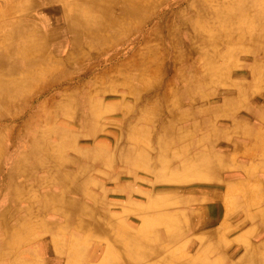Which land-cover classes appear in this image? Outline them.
Segmentation results:
<instances>
[{
	"label": "rangeland",
	"instance_id": "374dc122",
	"mask_svg": "<svg viewBox=\"0 0 264 264\" xmlns=\"http://www.w3.org/2000/svg\"><path fill=\"white\" fill-rule=\"evenodd\" d=\"M147 1L141 14L136 16L126 12V0H101V10L96 22L93 21L95 26L89 34L74 41L64 18L62 0H0V14L13 12L0 16V33H7L10 28L7 24L12 23L15 33L24 26L31 28L32 33L37 28L39 37L44 38L41 50L46 65V72L31 89L26 90L24 96L19 95L0 115L1 150L5 148L6 156L12 157V162H7L5 167L0 156V204L5 202L11 207L7 214L9 227L24 221L32 227L29 233L33 235L22 254L3 252L0 261L4 264L18 260L20 255L35 256L29 264H47L50 257L60 264L71 260L73 264L87 261L88 250L83 255L75 254L72 242L80 224L89 223L92 218L83 213L69 223L66 215L51 208L46 210L42 203L49 193H64V198L90 204L88 207L95 210L93 218L100 220L104 231L97 236L84 234L79 237L90 250L95 243H100L99 254L90 264H119L122 257L141 253L142 244L131 246V239L123 237L122 229L140 227L145 213L160 209L151 207V200L170 206L176 212L175 217L184 223L188 220L189 209L194 206L218 201L235 213L242 208L238 195L243 192L262 195L264 185L246 173H264V93L249 96L245 93L246 97L237 102L239 106L229 113L228 109L235 105L224 106V98H236V89L209 74V64L199 55L202 41L197 40L196 33L184 23L192 12L189 10L186 17L183 16L186 5L197 7L196 1L185 0L174 8L165 19L163 29L158 31L159 20L165 15L159 12L172 0ZM180 11L183 15H179ZM169 28L174 33L175 44L187 34L190 40L186 45L178 42L174 51L173 43L164 40ZM32 33L30 38L35 37ZM140 35L143 36L137 41ZM245 45L244 41L238 43V52L218 60V64L225 61L232 64L229 72L232 79L250 81L246 70L250 69L248 65L253 56L243 50ZM226 50L224 47L221 52ZM245 71L244 78L237 75ZM253 89H249V93ZM217 106H224V113L214 117L212 109ZM233 121L238 128L232 125ZM64 131L73 139L62 141L60 134ZM75 146L83 151H97L92 157L77 156V162L85 171L75 181L64 187L53 178L51 170H46L49 165L46 164L38 167L36 173L20 176L26 196L16 201L6 200L10 184L8 170L18 160V155L37 150V157L27 161L28 164L37 163L47 155L74 159L76 153L72 148ZM213 156L226 157L219 171L206 164ZM184 160L196 163L205 160V164L192 170L191 178L187 174L189 171L181 167ZM65 163L69 165L64 169L77 170L75 163ZM176 174L188 175L191 179L176 181ZM204 175L211 178L205 180ZM221 177L223 180H219ZM85 178L92 182L82 192L77 186L79 179ZM168 178L171 180L167 181ZM222 181L224 187L218 197L188 189L196 183ZM92 196L102 199L104 208L100 201L94 204ZM102 212L107 214L101 216ZM51 222L59 227L68 222L71 226L63 232L52 228ZM237 222L236 218L228 220L231 226ZM146 226L152 224L146 223ZM111 227L113 231H109ZM215 227L220 228L221 223ZM252 227L255 225L249 224L229 237L235 238L234 247L243 244L236 240L240 234L248 237L254 233ZM6 233L0 229V238ZM204 233L202 230L185 233L179 239L180 242L191 238L198 240ZM145 239L150 247L157 246L156 238L145 236ZM45 246L49 253L44 250Z\"/></svg>",
	"mask_w": 264,
	"mask_h": 264
},
{
	"label": "bare ground",
	"instance_id": "6f19581e",
	"mask_svg": "<svg viewBox=\"0 0 264 264\" xmlns=\"http://www.w3.org/2000/svg\"><path fill=\"white\" fill-rule=\"evenodd\" d=\"M184 1L185 0H172L159 12H165V15L159 20L160 25L158 24L157 31L160 30L159 28L163 29V24L166 23L165 19H167V16L174 8ZM195 1L197 7L189 3L186 5L185 15H183L182 11L179 12V15L186 17L187 12L189 10L192 11L188 18H183L184 23H187L189 29H192L191 31L196 33L197 40L202 41L200 44L201 46L199 45V55H201L203 61L209 64V74L217 78V81L220 79L222 83L229 88L236 89V98H224V106L235 105L228 109V112L232 113L234 108L239 106V104H237L239 99L241 97H246L245 93H247L248 96L251 94L264 93V0H193V2ZM62 2L63 14L67 21L68 28L73 33L74 41H78V39L82 38L83 34H89L95 26L93 21L96 22L95 18L101 10V0H62ZM147 3V0H126V12L139 16ZM11 12L0 14V16L11 14ZM6 18H9V16H6ZM58 20L61 21V18H58ZM48 23L50 24L49 21ZM157 23L158 22H155V24ZM7 25L10 26V28L7 29V33H0V115L19 95L24 96L26 90H29V88L31 89L32 85L36 83L35 81L41 78L46 72L43 50H41L44 38L43 36L39 37V30L35 28L32 33L33 30H31V28L24 26L23 30H17V33H15L12 31L11 26L14 24ZM168 25L172 24L168 22ZM8 26L5 27L7 28ZM31 33L34 34V38H30ZM142 36L143 35L138 36L137 41H139ZM13 37L15 41L11 40ZM166 39H169L173 43L171 48L175 51L179 43H181L179 45H184L186 41L188 42L190 40V35L187 34L185 38H179V41L175 44L174 33L170 32L169 28V32L164 36V40ZM18 41H20V43H17ZM243 41L246 44L243 50L250 52L251 56H253L252 63L248 65L250 69L246 70L249 72L250 81L232 79L229 74L232 64H229L227 61L218 64L220 58L224 60L225 57L232 52H238L236 46ZM224 47L227 50L222 53L221 49ZM246 71L238 72L237 75L244 78L243 76H245ZM168 87L169 85L166 89ZM250 87L254 89L249 93V89H252ZM99 104L100 103H98V105ZM224 106H217L216 109H212L214 117L223 115L224 112L222 109ZM90 109L93 111L95 110L92 105ZM128 110H130V108ZM28 123L29 122H27V124ZM236 124V121H233L232 125L238 128L239 125ZM28 126H30V124ZM34 133V135H37L36 131ZM2 134L3 131L0 130V136ZM29 136H31V133H29ZM60 139L62 141H68V139H73V136L64 131L61 132ZM72 152L76 153V155H74L75 157L73 156L74 159H71L70 156L47 155L45 159L39 158L37 163L32 164H28L27 161L37 157V150H30L28 153L22 152L18 155V160L8 170V175L10 176L8 181L10 184L7 189L6 200L9 202L16 201L26 196L25 184L19 180L20 176L26 174L29 176L36 173L38 167H44L46 164H49L46 166V170L49 172L50 170L52 171L53 178L62 183L64 187H67L70 181H75L77 176L82 175L85 171L82 164L77 162L79 159L77 156L83 154L92 157L97 153V151H83L78 148V146L73 147ZM0 156L4 159L3 166L6 167L7 162H12V157H7L5 148L1 150V146ZM127 156L126 154L125 158ZM212 158L214 161L212 159H210L211 161H207V166L210 169L219 171L222 165L221 161H226V157L213 156ZM250 159L252 161L254 157L252 156ZM65 162L75 163L78 171L66 170V166H68L69 163ZM196 162L197 161L192 162L190 160L181 162V167L183 169L186 168L185 171H189L187 174L190 175L191 178L193 177L191 176V171L197 168L198 165L203 166L205 164V160H198V163ZM0 164L2 165L1 157ZM65 167L66 169H64ZM174 168H177V166ZM176 175V181L191 179L188 175ZM246 175L253 180H259L258 182L264 185V173L261 175H259V173L254 175L248 172ZM210 178H208V175H204L203 177L205 180ZM79 180H77L80 182L77 189L82 192L85 191V187L92 182L91 179L89 180L87 178ZM170 180L171 178H168L167 181ZM219 180H223L222 177ZM223 187L224 182L222 181L218 184L196 183L189 186L188 189L204 191L218 197ZM262 188V195L259 193L253 194V192H243L240 196L238 195V204L242 207L241 211L233 213L228 206L221 202H211L199 207L194 206L190 208L187 217L188 220L184 221V223L178 220V217H175L176 212L172 211L170 206L167 204L166 206H162L163 202H153L151 200L152 203L150 206L154 208L159 207L160 209L152 213H145L142 216L144 223L140 227L122 229L123 237L129 240L131 239V246L142 244L141 253L134 257H122L119 264H264V235L262 234L264 232V186ZM148 194L146 193V195ZM44 197L42 203L43 207H45L46 210L51 208L57 213L66 215L69 223H71L76 216L83 213L92 218L89 223H85L84 220L82 221L84 224H80L77 232L78 235H74L72 242L75 254L83 255L84 252L88 250L87 261L81 264H90L99 254L100 243H95V246L90 250L87 249L79 237L84 234L97 236L104 231L100 220L93 218V216H95V210L88 207L90 204L87 206L77 199L70 197L67 199L64 198V193L63 195L60 193H49ZM92 197V200L95 202L94 204L100 201L101 206L104 208L105 202H103L102 199L99 200L96 196ZM255 197L256 199L253 200ZM7 205L8 204H5V202L4 204H0V207L3 208L0 209V229H4L7 232L4 237L0 238V255L3 252L15 253V251L19 252L18 254H22L21 252H23V248L27 246L26 242H28L29 237L33 236L29 233L32 227L25 225L24 221H20L19 224L16 223L15 226L9 227L10 224L7 219V214L11 207L9 208ZM27 206L31 207V205ZM103 214L105 215L107 212L100 213L101 216H103ZM231 218H236V221H238L233 226L228 223V220ZM219 222L221 223V227H215ZM69 223L66 222V225H60L59 227L57 224L51 222L50 226L52 228L56 227L62 229L64 232V230L71 226ZM146 223L152 224V226L147 227ZM45 224H48V222H45ZM249 224L255 225V227H252L254 233L248 237L244 233L240 234L236 237V240L241 241L243 244H241L242 246L237 244L234 247L235 238L230 239L231 235H234L241 229L244 230ZM109 229V231H111L112 227ZM201 230L205 231V233L200 235L198 240H192L191 238L184 242H180L179 238L182 234L186 233L189 235L190 233H196ZM145 236L156 238L157 246L150 247V245L145 243ZM60 242L64 243V240ZM187 248H189V251H187ZM44 250L49 253V248L47 246L44 247ZM192 251L195 252L192 253ZM69 254H72L71 250ZM238 254L240 255L238 256ZM33 258H35V256ZM33 258H25L23 255H20L18 260L13 259L8 262L10 264H29L32 262L31 259ZM0 260L3 259L0 258ZM69 263L73 264L72 260L69 261ZM0 264H4V262L0 261ZM47 264H60V262L50 257Z\"/></svg>",
	"mask_w": 264,
	"mask_h": 264
}]
</instances>
